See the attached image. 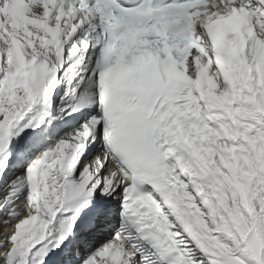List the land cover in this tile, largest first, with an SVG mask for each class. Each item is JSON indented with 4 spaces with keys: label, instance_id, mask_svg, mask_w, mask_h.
<instances>
[{
    "label": "snow or ice",
    "instance_id": "6c2138e0",
    "mask_svg": "<svg viewBox=\"0 0 264 264\" xmlns=\"http://www.w3.org/2000/svg\"><path fill=\"white\" fill-rule=\"evenodd\" d=\"M0 264H264V0H0Z\"/></svg>",
    "mask_w": 264,
    "mask_h": 264
}]
</instances>
